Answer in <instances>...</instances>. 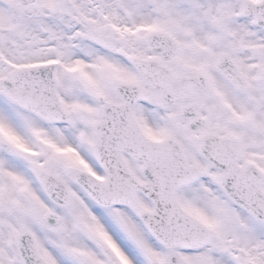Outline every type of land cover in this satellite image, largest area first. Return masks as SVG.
Masks as SVG:
<instances>
[{"label":"snow or ice","instance_id":"1","mask_svg":"<svg viewBox=\"0 0 264 264\" xmlns=\"http://www.w3.org/2000/svg\"><path fill=\"white\" fill-rule=\"evenodd\" d=\"M0 264H264V0H0Z\"/></svg>","mask_w":264,"mask_h":264}]
</instances>
